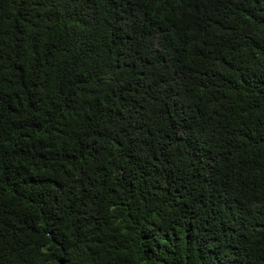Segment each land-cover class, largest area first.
Returning <instances> with one entry per match:
<instances>
[{
  "label": "trees",
  "instance_id": "trees-1",
  "mask_svg": "<svg viewBox=\"0 0 264 264\" xmlns=\"http://www.w3.org/2000/svg\"><path fill=\"white\" fill-rule=\"evenodd\" d=\"M0 264H264V0H0Z\"/></svg>",
  "mask_w": 264,
  "mask_h": 264
}]
</instances>
